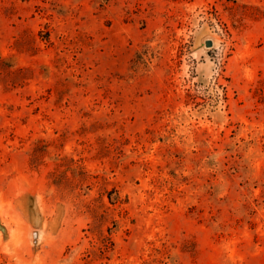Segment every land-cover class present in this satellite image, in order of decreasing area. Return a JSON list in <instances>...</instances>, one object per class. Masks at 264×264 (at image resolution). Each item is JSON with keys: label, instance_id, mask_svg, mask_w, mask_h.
Wrapping results in <instances>:
<instances>
[{"label": "rangeland", "instance_id": "rangeland-1", "mask_svg": "<svg viewBox=\"0 0 264 264\" xmlns=\"http://www.w3.org/2000/svg\"><path fill=\"white\" fill-rule=\"evenodd\" d=\"M0 264H264V0H0Z\"/></svg>", "mask_w": 264, "mask_h": 264}, {"label": "water", "instance_id": "water-1", "mask_svg": "<svg viewBox=\"0 0 264 264\" xmlns=\"http://www.w3.org/2000/svg\"><path fill=\"white\" fill-rule=\"evenodd\" d=\"M207 43H208V44H211V41H210V40H208V41H207Z\"/></svg>", "mask_w": 264, "mask_h": 264}, {"label": "bare ground", "instance_id": "bare-ground-1", "mask_svg": "<svg viewBox=\"0 0 264 264\" xmlns=\"http://www.w3.org/2000/svg\"><path fill=\"white\" fill-rule=\"evenodd\" d=\"M213 45V42L211 41V46Z\"/></svg>", "mask_w": 264, "mask_h": 264}]
</instances>
